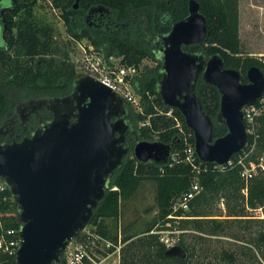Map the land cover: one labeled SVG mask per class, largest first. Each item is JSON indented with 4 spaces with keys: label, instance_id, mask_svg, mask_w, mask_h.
Returning a JSON list of instances; mask_svg holds the SVG:
<instances>
[{
    "label": "trees",
    "instance_id": "1",
    "mask_svg": "<svg viewBox=\"0 0 264 264\" xmlns=\"http://www.w3.org/2000/svg\"><path fill=\"white\" fill-rule=\"evenodd\" d=\"M35 1L12 0L4 12L7 30L4 35L6 49L0 50V120L8 107L10 87L17 89L22 97L62 95L71 90L74 79L79 75L69 56L68 48L72 41L86 38L104 57L114 55L119 57L121 65L136 69L130 84L139 96V105L136 107L124 101V118L129 125L126 134L128 151L121 164L109 175L104 195L89 217L87 226L102 238V241L95 240L90 252L94 254L97 251L103 256L119 246V264H192L197 256L207 255V248H201L197 253L199 240L211 235H229L237 239L238 235L226 233L229 220L246 218V227L251 221L258 225L256 237L248 240L264 259V217H243L251 214L245 210L246 205L250 208L260 206L264 215V175L257 172L245 181L240 175L239 165H225L218 169L213 168L212 162L206 163V170H194L184 160L183 151L186 142L193 143L192 131L177 108L162 102L157 90L161 78V35L169 31L173 21L187 14L188 0H78L77 7L73 6L75 0H50L60 9V17L69 33L66 42L56 39L51 23L33 16ZM196 1L206 17V34L200 43L185 48L201 52L206 57L215 52L220 54L224 66L238 70L243 81H246L245 71L251 65L264 72V56L242 54L238 0ZM91 6L99 7L103 12L108 9L110 16L104 20L105 23L97 20L89 26L85 23ZM144 10L151 11H148L149 17L144 15ZM195 88L203 110L214 120L219 104L218 90L205 83L200 75ZM170 108L171 113L167 114ZM256 121L257 136L247 159L264 154V114L258 115ZM225 131L224 124L214 121V137ZM139 139L169 143L170 152L177 151L176 159L168 155L166 161L137 160L132 146ZM253 141L254 135L247 133L244 147L248 148ZM238 152L240 150L230 157L234 158ZM194 178L199 191L187 201L188 207L183 208L178 202L190 189ZM144 181L154 183L155 213L142 227L135 228L132 221L122 222V208ZM2 194L6 196L3 200L0 194L4 226L18 227L17 205L7 186ZM220 197L225 199L226 217L214 216L213 206ZM162 231H177L174 244L184 249V258L165 254L168 245L160 239ZM79 239L87 241L92 236H81L78 231L73 240ZM100 243L106 247L100 248ZM239 253L247 255L248 261L255 259L250 248L246 251L240 249ZM237 257L235 251L222 249L221 261L212 264H232ZM0 264H16L15 255L0 252ZM52 264L63 263L59 260ZM82 264H92V261L84 258ZM258 264H262L260 259Z\"/></svg>",
    "mask_w": 264,
    "mask_h": 264
},
{
    "label": "water",
    "instance_id": "2",
    "mask_svg": "<svg viewBox=\"0 0 264 264\" xmlns=\"http://www.w3.org/2000/svg\"><path fill=\"white\" fill-rule=\"evenodd\" d=\"M187 9L161 37L157 90L165 105L183 115L198 158L225 163L246 142L242 107L264 93V72L251 65L243 81L238 70L224 66L220 54L206 57L184 50L183 45L200 43L207 29L199 3L188 0ZM199 75L218 90L215 120L203 110L196 91ZM58 99L73 104L66 111L53 110L52 119L30 135L0 142V178L16 202L20 221L16 264L60 260L71 239L87 225L109 175L128 151L123 100L109 85L80 74L71 92ZM214 121L226 126L224 134L213 136ZM170 150L169 143L157 139H139L132 146L139 161H166ZM165 254L186 256L179 244L168 245Z\"/></svg>",
    "mask_w": 264,
    "mask_h": 264
},
{
    "label": "rangeland",
    "instance_id": "3",
    "mask_svg": "<svg viewBox=\"0 0 264 264\" xmlns=\"http://www.w3.org/2000/svg\"><path fill=\"white\" fill-rule=\"evenodd\" d=\"M7 3L9 1H6ZM75 3V1L73 2ZM78 5V1H77ZM77 5L75 7H77ZM150 10H144V15L149 17ZM149 14V15H148ZM33 16L37 19H44L52 24L54 27V36L57 40L66 42L69 38V33L65 29L64 23L60 17V9L56 6H53L50 0H36L33 6ZM238 33L241 41V51L242 54H249L258 57L264 56V0H238ZM90 44L88 41L83 40L82 42L72 41L67 44L70 59L77 66L79 75L81 74V63L80 60L84 52V44ZM78 62V64H76ZM129 82H126L127 85L126 91H129L135 96L136 101L132 102L136 107L139 105V96L132 89V86ZM9 99L15 100L19 95L17 89L10 87L8 89ZM123 100V99H122ZM154 183L152 181H144L139 189L134 193V195L129 198L122 208V222L132 221L135 228H140L143 226V223L150 219V217L155 213V202H154ZM211 207V206H210ZM248 213L253 215H260L261 210L256 209H247ZM213 212L215 217H226V207L225 199L220 197L217 202L214 203ZM250 214V215H251ZM247 217V216H243ZM256 217V216H250ZM259 217V216H258ZM246 218L241 220L232 219L229 220V226L226 229V233H234L239 237L236 239L229 235H211L205 236L203 239L197 242V253L201 252V248H207L206 256H197V260L192 264H212L218 263L221 261L219 259L220 251L222 249H229L235 251L238 255L236 261L232 264H242L246 262L247 264H258V259H260V253L253 245V243L248 240L249 237H256L258 225L254 222H248L249 226L246 227ZM253 220V218H250ZM120 223V221H119ZM87 226V225H86ZM82 230V229H81ZM80 230V231H81ZM163 239L168 243L174 244L177 240V231L174 232H160ZM72 241V239H71ZM75 242V241H73ZM106 245V244H105ZM103 244L100 243V248H105ZM250 248L251 252H254L255 259L248 261L247 255H241L239 253L240 249L245 251ZM101 254L99 252H94L93 259L97 260ZM93 262V261H92ZM224 263V262H223ZM137 264V263H136ZM226 264H230L227 263Z\"/></svg>",
    "mask_w": 264,
    "mask_h": 264
},
{
    "label": "built area",
    "instance_id": "4",
    "mask_svg": "<svg viewBox=\"0 0 264 264\" xmlns=\"http://www.w3.org/2000/svg\"><path fill=\"white\" fill-rule=\"evenodd\" d=\"M80 42V41H77ZM84 44V52L83 56L80 60L81 63V74H88L93 76L96 79H99L103 83L109 85L112 89H114L122 99L134 102L137 99L133 94L129 91H126L127 88L126 82L130 83V78L135 73L134 66H124L119 63V57L114 55H108L104 57L99 51L94 49V46L91 44ZM78 64V62L76 63ZM77 67V66H76ZM129 85V84H128ZM131 85V84H130ZM129 85V86H130ZM171 113V108L167 112V114ZM242 114H243V121L245 124L246 134L254 135V141L251 142L248 148H245L246 142L244 144V148L240 149V152L234 157H229L225 163H216L213 162V168L222 169L225 165L232 166L233 164L240 166V175L243 177L245 181H247L251 176L256 174L257 172H261L264 175V154H260L255 159H247V156L251 153L256 134V117L260 114H264V93L257 98V100L253 104L244 105L242 107ZM178 125V123H177ZM182 131V130H181ZM183 133V131H182ZM183 138L185 139L186 136L183 133ZM186 140V139H185ZM184 151V160L188 162L192 168L196 171L200 169L206 170L207 161H202L198 158L194 151L193 143L186 142L185 147L183 148ZM239 151V150H238ZM169 156L172 159H176L177 151L170 152ZM6 183L0 178V194L1 198L4 200L6 198L3 195V190L6 187ZM199 191V185L194 178V181L191 184V187L188 191L184 192L178 202L180 206L183 208H187V201L197 192ZM244 194H246V187L244 189ZM247 209H258L261 210V207L250 208L246 205ZM3 211L0 208V252H7L9 254L16 253L17 247L20 243V225L18 227H6L3 223ZM256 216V217H264L263 213L260 215H247V217ZM81 236H92L91 240H73L69 242L67 248L62 253V257H60V261L63 264H82L84 258L93 261L92 253L90 251L94 248L95 240L102 241V238L97 234L91 232L88 226H85L80 231ZM167 245H170L165 239L160 237ZM75 241V242H73ZM262 264H264V259L260 258Z\"/></svg>",
    "mask_w": 264,
    "mask_h": 264
},
{
    "label": "flooded vegetation",
    "instance_id": "5",
    "mask_svg": "<svg viewBox=\"0 0 264 264\" xmlns=\"http://www.w3.org/2000/svg\"><path fill=\"white\" fill-rule=\"evenodd\" d=\"M6 1H9L8 3ZM12 0H0V50L6 49V44L4 43L5 32L7 30L5 25L4 12L8 8ZM110 14L108 9L104 12L99 7H89L88 12L85 16V23L89 26L96 20L101 23L102 21L109 18ZM105 23V22H104ZM162 37V35H161ZM86 40L83 38L79 41ZM159 40L157 39L156 42ZM160 53L163 46L162 39H160ZM195 45V44H192ZM190 45H183L182 48L189 51L185 47ZM196 52V51H189ZM72 90V88H71ZM41 95V96H25L22 97L18 95L15 100L9 99L8 107L0 120V142L19 140L23 136L30 135L35 129L40 128L44 123L48 122L53 117V110L66 111L72 106V101L67 102L62 101L61 98L64 95ZM123 99V108L124 102ZM125 112V109H124ZM124 117V114H122ZM125 119V118H124ZM215 120V117H214ZM126 121V120H125ZM128 123V122H127ZM129 128L125 132V145L128 146L127 133Z\"/></svg>",
    "mask_w": 264,
    "mask_h": 264
},
{
    "label": "crops",
    "instance_id": "6",
    "mask_svg": "<svg viewBox=\"0 0 264 264\" xmlns=\"http://www.w3.org/2000/svg\"><path fill=\"white\" fill-rule=\"evenodd\" d=\"M92 264H119V246L112 252L100 256L97 260L93 259Z\"/></svg>",
    "mask_w": 264,
    "mask_h": 264
}]
</instances>
